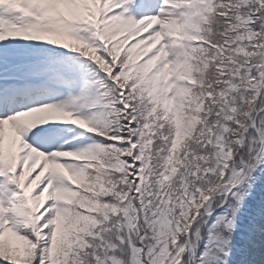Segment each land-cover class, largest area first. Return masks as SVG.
Returning a JSON list of instances; mask_svg holds the SVG:
<instances>
[{
  "label": "snow or ice",
  "instance_id": "1",
  "mask_svg": "<svg viewBox=\"0 0 264 264\" xmlns=\"http://www.w3.org/2000/svg\"><path fill=\"white\" fill-rule=\"evenodd\" d=\"M0 264H264V0H0Z\"/></svg>",
  "mask_w": 264,
  "mask_h": 264
}]
</instances>
